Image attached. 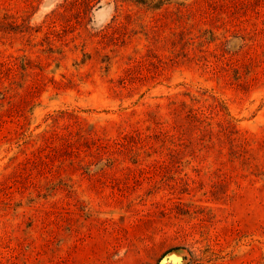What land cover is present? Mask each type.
Instances as JSON below:
<instances>
[{"label":"rangeland","instance_id":"obj_1","mask_svg":"<svg viewBox=\"0 0 264 264\" xmlns=\"http://www.w3.org/2000/svg\"><path fill=\"white\" fill-rule=\"evenodd\" d=\"M0 264H264V0H0Z\"/></svg>","mask_w":264,"mask_h":264}]
</instances>
